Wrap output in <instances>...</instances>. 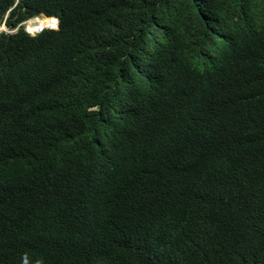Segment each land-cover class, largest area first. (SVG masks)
<instances>
[{"label":"trees","instance_id":"obj_1","mask_svg":"<svg viewBox=\"0 0 264 264\" xmlns=\"http://www.w3.org/2000/svg\"><path fill=\"white\" fill-rule=\"evenodd\" d=\"M2 24L0 264H264V0H0Z\"/></svg>","mask_w":264,"mask_h":264},{"label":"built area","instance_id":"obj_2","mask_svg":"<svg viewBox=\"0 0 264 264\" xmlns=\"http://www.w3.org/2000/svg\"><path fill=\"white\" fill-rule=\"evenodd\" d=\"M26 30L32 34L40 33L41 31L45 29H57L58 27V18L56 16L54 17H48L44 19H37V22L31 23L28 22L25 25ZM32 27L34 30L31 31L29 28Z\"/></svg>","mask_w":264,"mask_h":264},{"label":"clouds","instance_id":"obj_3","mask_svg":"<svg viewBox=\"0 0 264 264\" xmlns=\"http://www.w3.org/2000/svg\"><path fill=\"white\" fill-rule=\"evenodd\" d=\"M54 17V16H53ZM44 18H48V17H46V16H44V15H41V16H38V17H35V18H33V19H30V20H28V21H26V22H24L22 25L24 26V29H25V31L27 32V33H29L30 35H36V34H38V33H36V34H32V33H30V32H28L27 30H26V23H28V22H31V23H35V22H37V19H44ZM4 27H6V25L5 24H2ZM7 28V27H6ZM16 30V29H15ZM15 30H13V31H15ZM46 30V29H45ZM50 30H52V29H50ZM55 30V29H54ZM3 31H6L5 29H3ZM13 31H9V32H13ZM2 32V31H1ZM7 32H8V29H7ZM42 32V31H41ZM40 32V33H41Z\"/></svg>","mask_w":264,"mask_h":264},{"label":"rangeland","instance_id":"obj_4","mask_svg":"<svg viewBox=\"0 0 264 264\" xmlns=\"http://www.w3.org/2000/svg\"><path fill=\"white\" fill-rule=\"evenodd\" d=\"M3 29H5L7 31L6 27H4L3 25H0V32L3 31Z\"/></svg>","mask_w":264,"mask_h":264},{"label":"bare ground","instance_id":"obj_5","mask_svg":"<svg viewBox=\"0 0 264 264\" xmlns=\"http://www.w3.org/2000/svg\"><path fill=\"white\" fill-rule=\"evenodd\" d=\"M31 31H33L34 29L32 27L29 28Z\"/></svg>","mask_w":264,"mask_h":264}]
</instances>
